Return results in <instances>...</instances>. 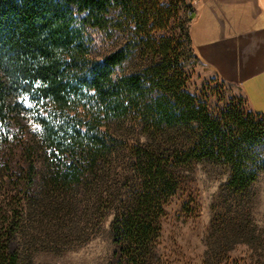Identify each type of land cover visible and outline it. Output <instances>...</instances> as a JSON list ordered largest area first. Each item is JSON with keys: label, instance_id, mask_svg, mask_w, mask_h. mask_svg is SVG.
I'll return each instance as SVG.
<instances>
[{"label": "trees", "instance_id": "obj_1", "mask_svg": "<svg viewBox=\"0 0 264 264\" xmlns=\"http://www.w3.org/2000/svg\"><path fill=\"white\" fill-rule=\"evenodd\" d=\"M180 1L0 0V264H37L38 243L59 250L99 207L106 264H153L180 167L226 164L238 194L264 171V114L213 115L187 89L189 25L155 34Z\"/></svg>", "mask_w": 264, "mask_h": 264}, {"label": "rangeland", "instance_id": "obj_2", "mask_svg": "<svg viewBox=\"0 0 264 264\" xmlns=\"http://www.w3.org/2000/svg\"><path fill=\"white\" fill-rule=\"evenodd\" d=\"M191 6V0H181L178 17L166 30L155 34L158 37L180 35L181 24L189 25ZM95 39L104 52L102 37L95 34ZM181 59L185 61L189 77L187 89L206 103L213 115H219L229 106H236L244 115L253 112L232 85L198 74L193 53ZM134 63L127 69L135 66ZM73 112L70 108V113ZM252 118L264 126V116L253 114ZM229 175L226 164L208 160L193 161L178 169L177 189L165 205L153 264H264V171L242 194L228 188ZM99 208L100 215L94 226L66 237L59 250L52 248L55 247L52 239L38 243L34 261L37 264H106L114 249L110 236L114 209Z\"/></svg>", "mask_w": 264, "mask_h": 264}, {"label": "crops", "instance_id": "obj_3", "mask_svg": "<svg viewBox=\"0 0 264 264\" xmlns=\"http://www.w3.org/2000/svg\"><path fill=\"white\" fill-rule=\"evenodd\" d=\"M196 70L235 88L264 114V0H191Z\"/></svg>", "mask_w": 264, "mask_h": 264}, {"label": "built area", "instance_id": "obj_4", "mask_svg": "<svg viewBox=\"0 0 264 264\" xmlns=\"http://www.w3.org/2000/svg\"><path fill=\"white\" fill-rule=\"evenodd\" d=\"M192 3V2H191ZM190 13H191V11H190Z\"/></svg>", "mask_w": 264, "mask_h": 264}]
</instances>
